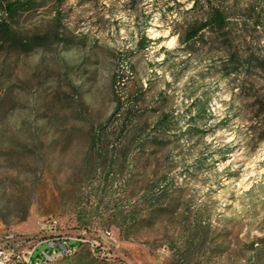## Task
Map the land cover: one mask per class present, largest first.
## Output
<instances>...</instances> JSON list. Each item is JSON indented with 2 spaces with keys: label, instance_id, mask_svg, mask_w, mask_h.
I'll return each mask as SVG.
<instances>
[{
  "label": "rangeland",
  "instance_id": "374dc122",
  "mask_svg": "<svg viewBox=\"0 0 264 264\" xmlns=\"http://www.w3.org/2000/svg\"><path fill=\"white\" fill-rule=\"evenodd\" d=\"M223 1L249 24L193 43L205 0L0 5V231L74 248L48 264H264V0Z\"/></svg>",
  "mask_w": 264,
  "mask_h": 264
},
{
  "label": "trees",
  "instance_id": "16d2710c",
  "mask_svg": "<svg viewBox=\"0 0 264 264\" xmlns=\"http://www.w3.org/2000/svg\"><path fill=\"white\" fill-rule=\"evenodd\" d=\"M30 0H0L1 10L9 18L15 17L19 12L26 9L27 4ZM136 4H147L148 0H131ZM194 1V8L198 5V0ZM206 8L202 16L195 18V20L189 24L184 31V40L187 43H193L196 41L198 35L202 34L204 29L209 30H226L229 25L234 26L238 30H243L244 27L249 24V20L253 16L249 15L250 12L255 11V9L246 4L244 6H239L237 2L233 3L230 6L224 4L223 0H205ZM150 16L146 15L143 17V27L144 29L149 25ZM251 27L257 31L259 28L264 30V23L261 22L260 18L250 22ZM145 44L149 43L151 40L147 38L146 35H143Z\"/></svg>",
  "mask_w": 264,
  "mask_h": 264
},
{
  "label": "built area",
  "instance_id": "2783aa9c",
  "mask_svg": "<svg viewBox=\"0 0 264 264\" xmlns=\"http://www.w3.org/2000/svg\"><path fill=\"white\" fill-rule=\"evenodd\" d=\"M55 224V221L47 222ZM58 236L29 237L10 231H0V264H37L48 257L73 252Z\"/></svg>",
  "mask_w": 264,
  "mask_h": 264
},
{
  "label": "bare ground",
  "instance_id": "6f19581e",
  "mask_svg": "<svg viewBox=\"0 0 264 264\" xmlns=\"http://www.w3.org/2000/svg\"><path fill=\"white\" fill-rule=\"evenodd\" d=\"M71 252H66L65 254H57V255H53L48 257V260L46 262H39L37 264H48L49 262L53 261L54 259L69 255Z\"/></svg>",
  "mask_w": 264,
  "mask_h": 264
}]
</instances>
